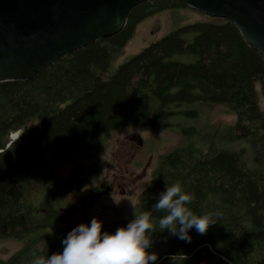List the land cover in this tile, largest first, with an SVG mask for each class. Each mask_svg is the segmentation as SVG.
<instances>
[{
  "label": "trees",
  "instance_id": "trees-1",
  "mask_svg": "<svg viewBox=\"0 0 264 264\" xmlns=\"http://www.w3.org/2000/svg\"><path fill=\"white\" fill-rule=\"evenodd\" d=\"M189 8L177 0L133 6L122 29L61 54L28 80L0 82V239L21 245L0 264H30L33 253L61 251L72 227L71 196L98 193L95 159L120 127H172L179 144L157 155L141 200L102 221L114 232L152 211L166 183L179 182L197 215L219 213L190 242L154 231L153 264H264V64L236 26L219 17L182 24L114 64L145 18ZM190 9V8H189ZM200 104H220L233 120L203 129ZM21 132L7 145L9 133ZM65 176L56 165L74 162ZM39 189L30 191V183ZM154 228L162 213L152 212Z\"/></svg>",
  "mask_w": 264,
  "mask_h": 264
},
{
  "label": "water",
  "instance_id": "water-1",
  "mask_svg": "<svg viewBox=\"0 0 264 264\" xmlns=\"http://www.w3.org/2000/svg\"><path fill=\"white\" fill-rule=\"evenodd\" d=\"M143 1L0 0V82L28 80L61 54L119 32ZM177 1L232 22L264 64V0ZM20 132H10L7 145Z\"/></svg>",
  "mask_w": 264,
  "mask_h": 264
},
{
  "label": "rangeland",
  "instance_id": "rangeland-1",
  "mask_svg": "<svg viewBox=\"0 0 264 264\" xmlns=\"http://www.w3.org/2000/svg\"><path fill=\"white\" fill-rule=\"evenodd\" d=\"M209 16L189 8L166 9L143 19L136 27L132 38L115 58L118 64L136 53L147 43L159 39L182 24L205 21ZM195 120H185L203 129H215L233 120V115L220 104H200ZM182 137L172 127H120L113 131L105 142L103 150L95 159L99 167V178L92 186L98 193L86 208L79 198L85 196L88 188L75 192L71 198V212L75 215L70 224L87 222L92 217L109 221L118 217L139 203L144 188L150 180V172L159 153L180 143ZM74 162H62L55 167L57 174L67 175ZM29 190L36 192L39 183H30ZM113 200L117 201L114 203ZM21 241L0 239V258L4 259L16 250Z\"/></svg>",
  "mask_w": 264,
  "mask_h": 264
},
{
  "label": "clouds",
  "instance_id": "clouds-1",
  "mask_svg": "<svg viewBox=\"0 0 264 264\" xmlns=\"http://www.w3.org/2000/svg\"><path fill=\"white\" fill-rule=\"evenodd\" d=\"M191 200V194L179 182L166 183L164 190L156 195L151 212L134 214L114 232L101 231L102 221L94 216L67 232L60 241L61 251L50 255L33 253L30 264H153L158 258L150 251L154 231L166 230L169 236L187 243L191 240L190 229L203 235L218 221L219 213L195 214L189 208ZM152 212L162 213L156 228ZM175 256L169 257L170 264H177Z\"/></svg>",
  "mask_w": 264,
  "mask_h": 264
},
{
  "label": "bare ground",
  "instance_id": "bare-ground-1",
  "mask_svg": "<svg viewBox=\"0 0 264 264\" xmlns=\"http://www.w3.org/2000/svg\"><path fill=\"white\" fill-rule=\"evenodd\" d=\"M1 150V149H0Z\"/></svg>",
  "mask_w": 264,
  "mask_h": 264
}]
</instances>
